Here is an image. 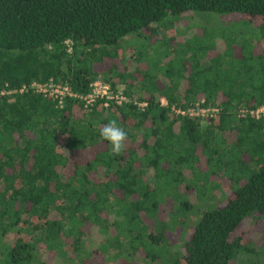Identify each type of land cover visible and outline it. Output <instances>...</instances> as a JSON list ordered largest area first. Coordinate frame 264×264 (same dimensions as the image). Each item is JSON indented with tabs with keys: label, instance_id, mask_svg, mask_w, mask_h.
<instances>
[{
	"label": "trees",
	"instance_id": "obj_1",
	"mask_svg": "<svg viewBox=\"0 0 264 264\" xmlns=\"http://www.w3.org/2000/svg\"><path fill=\"white\" fill-rule=\"evenodd\" d=\"M189 11L257 23L264 0H0V90L52 79L86 94L98 79L130 98L85 107L73 97L60 106L30 87L0 95V264H42L41 249L52 264H100L98 251L123 243L122 264L141 249L153 264H264V116L235 113L264 102V47L242 27L228 37L219 27L207 37L205 28L192 41L171 34L172 56L157 42L174 22L161 21ZM134 99L147 101L145 109ZM196 103L219 111L200 119L171 110ZM113 119L128 132L119 156L99 135ZM213 175L229 180L231 196L198 216L185 254L173 259L164 245L151 254L175 226L170 215L158 220L160 202L187 208L172 185L188 179L185 191L206 193ZM143 213L158 235L146 234ZM249 216L263 219L256 245L234 234ZM89 228L103 236L97 250L84 246Z\"/></svg>",
	"mask_w": 264,
	"mask_h": 264
},
{
	"label": "rangeland",
	"instance_id": "obj_2",
	"mask_svg": "<svg viewBox=\"0 0 264 264\" xmlns=\"http://www.w3.org/2000/svg\"><path fill=\"white\" fill-rule=\"evenodd\" d=\"M172 20L174 22V27L171 29H166L164 32L160 31L159 38H162V41L157 42L158 47H160L163 51H167L168 54L173 56L174 54H177V49L171 53L169 49H173V46H170L168 44L167 38L170 37V35L179 36V40L182 39V37H188L190 40L193 38L191 35H199L202 31H204L205 28L208 29L207 33L205 34L207 37H212V35L215 34L214 29L219 27L221 31H223L226 36H231V33L233 29H237L236 27H242V29L246 30L243 37L246 38L249 42L250 37L254 38V43L256 44V41L258 42V46L263 44L264 47V32L262 31L264 21L255 22V20L250 21L247 20L244 16L238 14V15H216L213 12H185L182 14V16H168L165 20L161 21V23L165 21ZM168 23V22H166ZM201 23V25H200ZM159 23H155L152 25L154 29L156 30V25ZM158 30V29H157ZM234 31V30H233ZM183 33L179 34V33ZM240 30L237 31L239 35ZM248 35V36H246ZM215 40L223 39V36L217 35ZM225 37V36H224ZM233 38L240 41V36ZM175 47L180 46V42H175ZM217 45V44H216ZM257 45V44H256ZM127 55V54H126ZM128 61L129 59L126 58ZM128 63V62H127ZM130 64V63H129ZM118 87L122 88V85H119ZM124 87V86H123ZM204 164V161L201 159L200 166ZM186 175L190 176V172L186 171ZM152 176V173L148 171L146 173V177L150 178ZM146 181V183L149 185V187H155L154 184L149 180ZM168 179V178H167ZM188 179L183 181V183L179 184L177 187L176 185H172L173 188L177 189L180 200H186L187 208L184 209H177V206H175V198L174 201L171 200V198L167 197L163 201L160 202L159 206L157 207L158 210V217L160 221H166L169 220V215L173 217L175 220V226L172 228H169L165 232V238L164 241L151 243L152 246L148 251L153 254H160L161 247L164 245L167 249L165 251V254L169 252V256L174 255L173 259L178 256V254H185V248L184 244L186 243L188 236L192 232L194 228V223L197 220L198 216L202 213V211L206 209H210L213 207H216L217 205L222 204L230 195L231 188H230V182L226 177H219L217 175L210 176L209 182L211 183L210 190L208 192H204L203 190H199V188L194 189L193 187L190 188L188 191H185V186L187 184ZM241 184V183H240ZM210 185V184H209ZM173 189V190H174ZM184 189V190H183ZM198 190V191H197ZM177 191H174L172 193L175 194V197H177ZM180 200H177L178 202ZM175 206V207H174ZM112 218V217H111ZM143 220L146 222V225L150 228H146L147 232L146 234H154L158 235V231L152 229L153 228V218L146 216V214H142ZM114 217L112 218V220ZM263 219H257L256 217L249 216L243 219V221L240 223L238 228L234 231L235 235L240 234L242 237V240L244 243L256 245L257 241L261 238H263V233H260L261 230V224L260 221ZM171 226V224H170ZM256 227V228H255ZM112 230V229H111ZM113 231V230H112ZM103 236L97 232L95 229L89 228L87 229V236L84 237V246L85 248L91 249V250H97L99 248L101 242H102ZM150 240V239H149ZM123 243V242H122ZM147 249L144 250H137L133 254H131V263L133 264H153L151 262V258L146 255ZM127 255V247L125 244H120L119 246H113L112 248H109L107 253L103 254L100 251H98V254L95 255L94 260L98 261L100 264L106 261H114V264H122L123 259L126 258ZM39 257L41 259L42 264H52L53 261L48 260V254L45 249H41L39 253ZM125 257V258H124ZM106 258V259H105ZM179 258V256H178ZM126 260V259H125ZM179 264L182 263V260H178ZM242 262V263H241ZM233 264H243V260H235L233 261Z\"/></svg>",
	"mask_w": 264,
	"mask_h": 264
},
{
	"label": "built area",
	"instance_id": "obj_3",
	"mask_svg": "<svg viewBox=\"0 0 264 264\" xmlns=\"http://www.w3.org/2000/svg\"><path fill=\"white\" fill-rule=\"evenodd\" d=\"M4 87L0 90V95L2 94H13L16 92H22L28 87L34 89L35 92L41 93L44 96H50L57 99V104L62 105L63 101L67 97L79 98L81 99L85 107L91 106L97 99L103 100L104 106L115 105L121 106L130 101V98L125 95L122 88L118 87L112 89L109 84L102 82L101 80H94L91 83V90L86 93H77L71 90V88L64 84L59 85L49 79L46 82L33 81L28 86L22 84L19 88H7ZM161 104H166L165 99H160ZM133 104L136 105L140 110H144L147 106V101L145 100H133ZM172 112L181 116H188L200 119L213 118L217 115L219 107L217 106H204L196 103L195 105L188 106L186 108L172 106ZM236 116L245 118L251 116L253 118H260L264 116V102L253 108L238 107L236 110Z\"/></svg>",
	"mask_w": 264,
	"mask_h": 264
},
{
	"label": "clouds",
	"instance_id": "obj_4",
	"mask_svg": "<svg viewBox=\"0 0 264 264\" xmlns=\"http://www.w3.org/2000/svg\"><path fill=\"white\" fill-rule=\"evenodd\" d=\"M99 135L110 144V154L119 156L126 147L128 132L120 127L115 119L99 129Z\"/></svg>",
	"mask_w": 264,
	"mask_h": 264
}]
</instances>
